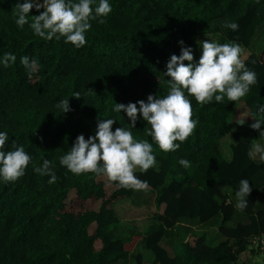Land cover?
I'll return each mask as SVG.
<instances>
[{
    "label": "trees",
    "instance_id": "16d2710c",
    "mask_svg": "<svg viewBox=\"0 0 264 264\" xmlns=\"http://www.w3.org/2000/svg\"><path fill=\"white\" fill-rule=\"evenodd\" d=\"M17 2L24 0H0V131L8 133L3 150H11L15 142L31 161L17 181L0 178V264H116L127 258L133 264H255L251 241L264 235L255 175L264 162L248 155L253 139L232 142L229 158L220 140L237 120L264 118L259 112L264 106V44L258 52L244 49L242 58L257 83L241 100L225 97L222 103L201 105L189 97L197 126L185 142L176 141V151L159 149L142 115L132 127L127 113L114 111V106L146 101L149 94L166 95L167 62L172 54H181L179 41L192 48L198 62L202 47L195 36L218 30L225 19L239 25L235 31L223 27L228 41L248 47L264 0H109L111 13L101 17L102 24L90 21L81 48L63 37L44 40L30 24L18 27ZM98 2L94 0L93 8ZM36 14L33 8L30 22ZM5 53L16 56L8 67L2 63ZM23 56L38 64L31 77L20 62ZM62 99H69L67 113L57 107ZM98 118L114 119L113 131L124 127L153 144L157 165L146 173L136 170L146 189L156 191L153 222L145 233L121 236L110 231L118 221L113 203L134 189L112 182L108 188L107 178L75 175L59 162L78 135H95ZM45 159L57 176L53 184L48 183L50 176L34 171ZM181 159L190 166H182ZM244 178L252 186L247 208L239 210L246 219L228 224L238 210L231 192ZM216 214L221 215L217 229L222 236L217 242L191 230L181 237L178 252L171 254L163 245L167 230L179 222L201 223ZM142 242L153 252L152 259L146 260L141 250L134 252Z\"/></svg>",
    "mask_w": 264,
    "mask_h": 264
},
{
    "label": "clouds",
    "instance_id": "9594fccd",
    "mask_svg": "<svg viewBox=\"0 0 264 264\" xmlns=\"http://www.w3.org/2000/svg\"><path fill=\"white\" fill-rule=\"evenodd\" d=\"M93 3L94 0H24L15 5V15L18 16L16 24L20 28L30 24L34 34L44 40L63 37L65 43L81 48L87 43L85 33L92 27L90 21L97 20L102 24L105 20L101 17H107L112 11L109 0H99L95 8ZM33 8L39 14L32 15L30 22L28 15ZM221 26L233 31L239 27L227 19ZM179 43L182 46L181 54H172L167 62L165 73L170 79L166 95L160 97L149 94L146 101L116 103L114 106V111L127 113L132 127H135L138 117L142 115L150 125L148 135L164 152L178 150L180 144L176 141L185 142L196 129L197 121L193 119L190 96L201 105L213 100L222 103L225 97L231 102H238L257 83L256 73L246 67L242 58L244 50L238 43L221 44L209 39L198 41L202 47L198 62L194 59L192 48L184 46L183 40ZM10 61L14 63L16 56L5 53L3 65L8 67ZM20 62L29 77L38 70L34 59L30 61L29 57L23 56ZM74 96L80 97L79 93ZM57 107L62 109V113L69 112V99L60 100ZM259 112L264 113V106L259 108ZM114 123V119L98 118L95 135L87 139L83 134L78 135L71 149L60 157L59 162L75 175L93 173L98 177H106L108 182L117 183L122 188L144 190L147 182L137 177L136 170L146 173L155 166L153 144L147 139L135 138L124 127H117L113 131ZM261 125H264V118L256 119L250 127L260 131V138H264ZM7 142L8 133L0 131V178L5 182H15L24 176L31 156L22 145L15 142L11 150H3ZM248 155L252 159L258 156L264 162V145L253 141ZM180 164L186 168L190 166V162L185 159H181ZM34 171L50 176L49 184L57 180L51 162L47 159L42 166L35 167ZM251 192L249 180L241 179L235 193V207L238 210L247 208Z\"/></svg>",
    "mask_w": 264,
    "mask_h": 264
},
{
    "label": "rangeland",
    "instance_id": "374dc122",
    "mask_svg": "<svg viewBox=\"0 0 264 264\" xmlns=\"http://www.w3.org/2000/svg\"><path fill=\"white\" fill-rule=\"evenodd\" d=\"M205 39H209L210 41L218 42L221 44L230 43V41H228L223 33L222 26H219L218 30L216 31H209L195 36V40L197 42L203 41ZM263 44L264 11H261L258 13L256 20V32L250 44L248 45V47L241 44L239 45L243 48V50L245 48H249L254 52H258ZM256 119L250 121L239 119L235 122L234 127L224 134V136L220 140V149L225 157H230L231 143L236 141L238 138H251L255 142L264 145V138H260V131L254 130L250 127V125L254 123ZM261 130L264 131L262 128ZM255 160L260 161L258 156ZM155 165H157V162ZM100 178L105 179L106 177ZM169 179L170 177L168 175L167 181H169ZM255 179L257 184L256 196L258 206H264V169H261V171L257 172V175H255ZM106 186L108 188H113V185L110 182H106ZM235 193L236 192H231V195L236 200ZM113 208L118 216V221L116 222V224L110 227V231L113 234L126 236L132 231L145 233L150 228V225L153 222L152 214L156 210V191L148 189L135 190V192L129 197L118 198L113 203ZM220 219L221 215L216 214L210 220L201 223L179 222L177 226L167 230L162 243L167 248L169 253L174 254L177 250H179L181 237H184L187 232L191 230L197 232H205L208 242L215 243L222 237L217 229ZM245 219L246 216L243 213H241L239 210H235L232 218L228 221V224H235L237 221ZM94 228L95 224L92 223L89 226V230L93 231ZM137 250H141L144 253L146 260L152 259L154 256L151 250L144 247L143 242L134 249V252ZM250 257L253 258L252 260L255 264H258L259 262L264 260V250H256L254 248V251L251 252ZM116 264H133V261L131 258H127L125 260L118 261Z\"/></svg>",
    "mask_w": 264,
    "mask_h": 264
},
{
    "label": "built area",
    "instance_id": "2783aa9c",
    "mask_svg": "<svg viewBox=\"0 0 264 264\" xmlns=\"http://www.w3.org/2000/svg\"><path fill=\"white\" fill-rule=\"evenodd\" d=\"M252 247L256 250H264V235H256L251 241Z\"/></svg>",
    "mask_w": 264,
    "mask_h": 264
},
{
    "label": "crops",
    "instance_id": "0c3cea01",
    "mask_svg": "<svg viewBox=\"0 0 264 264\" xmlns=\"http://www.w3.org/2000/svg\"><path fill=\"white\" fill-rule=\"evenodd\" d=\"M181 223H183V222H181ZM253 259V258H252ZM264 262V260L263 261H261V262H259V263H263Z\"/></svg>",
    "mask_w": 264,
    "mask_h": 264
}]
</instances>
